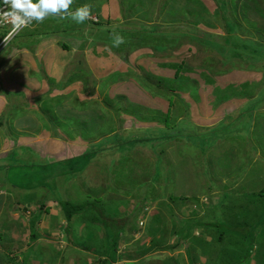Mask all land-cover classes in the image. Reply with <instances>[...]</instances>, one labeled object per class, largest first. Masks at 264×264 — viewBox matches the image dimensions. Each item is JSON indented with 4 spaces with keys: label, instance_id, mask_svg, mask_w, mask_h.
Returning a JSON list of instances; mask_svg holds the SVG:
<instances>
[{
    "label": "rangeland",
    "instance_id": "374dc122",
    "mask_svg": "<svg viewBox=\"0 0 264 264\" xmlns=\"http://www.w3.org/2000/svg\"><path fill=\"white\" fill-rule=\"evenodd\" d=\"M223 1L73 0L69 12L91 6L83 24L60 13L0 31V264H264V60L214 47L264 53V0ZM243 99L259 103L249 118L234 112ZM149 132L169 140L107 149ZM91 149L80 173L39 185L48 159ZM52 197L81 214L68 223ZM88 207L116 223L115 246Z\"/></svg>",
    "mask_w": 264,
    "mask_h": 264
},
{
    "label": "trees",
    "instance_id": "16d2710c",
    "mask_svg": "<svg viewBox=\"0 0 264 264\" xmlns=\"http://www.w3.org/2000/svg\"><path fill=\"white\" fill-rule=\"evenodd\" d=\"M220 3H222L223 4V7H221V9L223 8L224 9V1L223 0H219V5H220ZM220 9V10H221ZM222 11V10H221ZM224 15V16H223ZM222 15V19L223 18H225V13ZM226 16H227V13H226ZM228 17V16H227ZM226 17V18H227ZM230 18H228V19H226V20H229ZM233 26V25H232ZM158 29V27L156 26L155 28H154V30H152L153 32H156V30ZM156 29V30H155ZM0 31H4V33H7L8 31H9V29L8 30H3V28L2 29H0ZM233 31V30H232ZM160 34H162V33H160ZM168 34V33H167ZM228 34V33H227ZM2 35H5V34H2ZM16 37V36H15ZM244 42V41H243ZM251 42V41H250ZM240 44H242V43H240ZM243 45L244 44H242V46L241 47H243ZM214 47H215V49H219L220 51H221V54H222V52L223 53H226L231 59H235V58H237V59H240L241 61H242V59H244V60H246V61H248V62H251V61H255L256 59H259L258 61H263L264 60V53L262 52V51H260V50H256L255 52H254V54L253 53H250V52H246V53H242V52H238L237 53V51H234V50H232V51H230L229 50V48H223V50H222V46H220L219 44H216V45H214ZM116 49V48H115ZM233 49V48H232ZM256 57V58H255ZM229 58V59H230ZM264 62V61H263ZM179 70V69H178ZM176 73H177V71H176ZM261 99H262V101L261 102H263V100H264V96H262L261 97ZM259 103H256V104H254V105H252V106H248V107H245V108H243V109H241L240 111V113H242L241 115H238V117H245V118H249V116H251L252 115V113H251V111L250 110H253L252 108H255V107H257V105H258ZM238 122V118L237 119H235V123H237ZM0 124H1V122H0ZM161 131L162 130H155V132L156 133H161ZM263 132H264V130H263ZM214 133V132H213ZM203 135H204V139H205V142H206V144L207 143H209L208 142V138H206V135H207V137H209L210 135H209V133L208 134H206L205 135V133H202ZM201 134V135H202ZM148 135V136H147ZM147 135H146V137L147 138H138V137H134V136H131V138L130 137H121V138H116L115 136H113L114 137V139H115V144L113 143V144H111L110 142L108 143V147H107V149H111V150H114V151H117V152H124V151H129V150H131V149H133L134 148V146L135 145H137V144H141V142L142 141H152V142H154V140H164V141H167V140H169V138L167 137V136H164V137H153V133L152 132H149V133H147ZM200 135V136H201ZM227 135V134H226ZM202 137V136H201ZM213 137H216V134H214V136ZM232 136L231 135H227V137L226 138H231ZM219 138H221V137H219ZM233 138V137H232ZM107 140V139H106ZM241 140H242V142H243V145L244 144H247V145H249L248 143V140L247 139H245V137L244 138H241ZM106 142V141H105ZM245 146V145H244ZM263 146V145H262ZM249 148H250V151H253L254 150V147L253 146H250L249 145ZM107 151V150H106ZM96 152H97V150H95V151H93V149H91V150H88V151H85V155L84 156H76V157H74L73 158V160H67L66 162H65V164L64 165H61V166H58V164H57V162H55V163H52V164H50L49 162H51V160H49L48 159V162L46 161L45 163H44V165L42 166V169H44V170H46V172L45 173H47V175L45 176V173H43L42 175L40 174L39 175V177H40V180H39V185H43V186H48V183L47 182H49L48 180L49 179H47V178H49L50 176L51 177H53V178H55V177H60L61 178V176H63V174H61L62 173V171L64 170V169H66V171L67 172H69V173H71V175L72 174H77V173H80L81 171H82V169H84L86 166H87V164L91 161V159H93V157L96 155ZM81 159L83 160V161H81ZM85 160V161H84ZM29 168H30V166H28ZM57 167H62L63 169H61L60 170V172H59V174H57V172H56V169H57ZM31 169V168H30ZM48 170V171H47ZM161 170H163V169H159V171H157L156 172V176L155 177H158L159 178V175H160V171ZM30 181H32L33 179H32V174L30 175ZM165 177L166 176H164L163 177V179L165 180ZM42 179H44L43 181H42ZM30 183V182H29ZM29 183H28V185H29ZM149 185V184H148ZM148 185L147 184H145L144 186L146 187V189H147V187H148ZM15 187V186H14ZM35 187H31L30 188V191L32 190V189H34ZM38 188H41V187H38ZM52 191V190H51ZM219 195H220V197L219 198H221L220 199V202H221V206L219 207V209L221 210H224V211H229L228 209V204H225L224 203V201L227 199V197H229V195H226V194H220L219 193ZM53 198V197H52ZM253 198H257V203L259 204V201H261V199H264V190L263 191H260V192H258V194L256 193V194H254L253 195ZM54 199H58V197H55V198H53L52 200H54ZM59 201H58V203H59V206L61 207V209H62V212H63V215H64V217H65V220L69 223L70 222V220H71V218L74 216V215H80L81 213H80V210H79V208H80V206L79 207H77V206H72V204H70L69 202H64V201H60V199H58ZM235 201V200H234ZM260 205V211H259V213L262 215V214H264V204H259ZM42 207V206H41ZM87 210L88 211H91L92 213H94L93 215H95V218L93 217V219H99V221H100V223L102 224V226H103V228L104 229H106L107 230V232H106V238H105V242H104V246H105V248H109V247H111V246H115L116 245V243H117V240H116V235H115V233H111V232H108V230H109V228H110V226H111V224L112 223H109V221L106 219V218H104L103 216L104 215H107V213H106V210L105 211H103V210H101V209H99V210H95L94 208H91V207H88L87 208ZM215 210V209H214ZM216 211V210H215ZM86 214V213H85ZM81 220V219H80ZM38 221H37V219L35 218V215L33 216V218H31L30 219V228H31V234H33L34 236H35V233H36V223H37ZM112 226H113V228H114V230H116V225H113L112 224ZM257 228L258 227H260V226H256ZM215 228V227H214ZM191 229H194V226H190L189 227V229H188V232H190V230ZM196 229V228H195ZM131 232L132 233H136L137 231H136V227L134 226V229H132L131 230ZM184 232H186V231H184ZM183 232V233H184ZM107 233L109 234V236H107ZM34 236H32V237H34ZM224 236V235H223ZM221 234H218V238H217V240L218 241H221L222 240V237H223ZM185 240V237H184V234L181 236V239L179 238V240ZM186 241V240H185ZM163 249H168L167 247H164ZM169 250V249H168ZM169 251H171V249L169 250ZM110 252V251H109ZM110 256H111V254H109ZM110 256L108 257V258H105V260H103V261H101L100 263L101 264H107L108 263V261H109V258H110ZM129 260V259H128Z\"/></svg>",
    "mask_w": 264,
    "mask_h": 264
},
{
    "label": "clouds",
    "instance_id": "9594fccd",
    "mask_svg": "<svg viewBox=\"0 0 264 264\" xmlns=\"http://www.w3.org/2000/svg\"><path fill=\"white\" fill-rule=\"evenodd\" d=\"M6 3L11 8V12L7 15L12 18L17 28L26 26L33 20L43 22L50 14L60 13H66L76 24H83L91 12L90 5L81 6L69 12L73 0H6ZM123 43H125L124 38L119 34H114L112 46L119 47Z\"/></svg>",
    "mask_w": 264,
    "mask_h": 264
},
{
    "label": "crops",
    "instance_id": "0c3cea01",
    "mask_svg": "<svg viewBox=\"0 0 264 264\" xmlns=\"http://www.w3.org/2000/svg\"><path fill=\"white\" fill-rule=\"evenodd\" d=\"M248 9V8H247ZM248 10H250V8L248 9ZM247 10V11H248ZM226 32V31H225ZM237 32H238V27H237V25H236V31L234 32V34H237ZM226 33H228V34H232V33H229V32H226ZM226 39H228L229 41H230V39L229 38H226ZM264 101V100H263ZM245 101H244V99H243V102L239 105V107H241V109H243V103H244ZM245 108V107H244ZM241 109H236L234 112H236V113H240L241 111ZM240 132H238V131H232V133H231V136L233 137H231L232 139H235V138H237V139H239L240 138ZM231 138H229V139H231ZM231 141H233L234 142V144L233 145H235V147H237L238 145H239V143L240 142H238L239 140H231ZM235 141H236V143H235ZM30 192H33L34 194H35V192H36V188H34V189H32ZM36 196V195H35ZM53 198H51L50 200H51V202H56V204H58L59 205V203H58V199H54V200H52ZM24 202H26L24 205H32L33 203H30L29 201H27V199L24 201ZM4 203L5 202H2L1 203V200H0V210L4 207ZM43 204V203H42ZM41 204V205H42ZM2 207V208H1ZM41 207V206H40ZM12 211H14V212H12ZM7 212V211H6ZM12 212V213H11ZM11 212H8V214H12L11 216H15V215H17L18 216V213H20V210H18L17 211V208H15V209H11ZM20 215V214H19ZM25 215V214H24ZM27 216V215H26ZM34 216V215H33ZM33 216L32 217H30L29 218V223H30V219L31 218H33ZM25 217V216H24ZM35 218L37 219V215L35 214ZM108 220V219H107ZM37 221H39V220H37ZM109 221V220H108ZM109 223H112V224H116L115 222H109ZM37 224V223H36ZM37 227V226H36Z\"/></svg>",
    "mask_w": 264,
    "mask_h": 264
},
{
    "label": "built area",
    "instance_id": "2783aa9c",
    "mask_svg": "<svg viewBox=\"0 0 264 264\" xmlns=\"http://www.w3.org/2000/svg\"><path fill=\"white\" fill-rule=\"evenodd\" d=\"M8 12H11L10 6L6 3V0H0V29L5 28V26L8 24H9V26H12L9 28V31L6 34L7 35V38H6L7 41L10 38H12L14 35H16V34H14L16 31L18 32L24 27V26L19 27V28L15 27L12 18L9 15H7ZM16 23H18V22H16Z\"/></svg>",
    "mask_w": 264,
    "mask_h": 264
}]
</instances>
